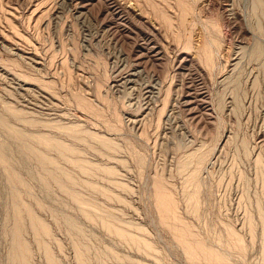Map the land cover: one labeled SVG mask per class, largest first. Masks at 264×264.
Wrapping results in <instances>:
<instances>
[{
  "label": "rangeland",
  "instance_id": "rangeland-1",
  "mask_svg": "<svg viewBox=\"0 0 264 264\" xmlns=\"http://www.w3.org/2000/svg\"><path fill=\"white\" fill-rule=\"evenodd\" d=\"M11 129L74 146L88 171L24 136L66 181ZM0 146V264L21 242L29 264H51L46 249L82 264L75 243L85 264H201L164 222L177 214L230 264H264V0H0Z\"/></svg>",
  "mask_w": 264,
  "mask_h": 264
},
{
  "label": "bare ground",
  "instance_id": "bare-ground-1",
  "mask_svg": "<svg viewBox=\"0 0 264 264\" xmlns=\"http://www.w3.org/2000/svg\"><path fill=\"white\" fill-rule=\"evenodd\" d=\"M30 123H32V122H30ZM8 129H10V127ZM11 130H12V132L13 131L15 132L16 135L14 134V136L18 137L17 139L21 138L20 140H23V139L26 138V139L34 141L35 143L37 142L38 145L40 144V145L45 146L48 149L50 148V149L56 150L57 152H59V154L65 156V158H66V156H70V158H67V159H69L71 164H73L74 166L79 168L80 171H82V173H85V172L88 171V167H89L90 164L87 165L88 163H85V161H83V159L79 158V156L76 155L77 152L79 153V151H77V148H74V146L71 147L68 144L66 145V144L62 143L61 141H59L58 139L46 136L47 134L43 135L41 133H39V134L35 133V135H33V133L32 134L28 133V135L29 134H31V135L27 136L26 135L27 133L23 132V134H25V135L21 134L22 133L21 130H20L21 133L19 131H17L18 129L17 130L11 129ZM64 130L67 132V134H70V135H73V136H75L74 132L77 133V129H75V127L73 128L72 126L71 127L68 126L67 128H64ZM79 132H81V131H79ZM87 134H85V135H87ZM24 136H27V137L24 138ZM89 136H91V133H90ZM94 137H95V135H94ZM23 141L27 142V140H23ZM103 141L106 144L107 143L111 144L110 141L107 140V139H103ZM23 144H24L23 147L27 151L31 152L35 156V158L37 159V161L40 164H42L43 166L44 165L56 166V168H57L56 170H58L60 172V174L63 175L64 178H66V181H69V182L70 181L72 182L73 180L75 181V179L72 180V177L70 176L68 171H66L63 168H60V167H58L56 165V162H55L54 158H52L49 155L45 154V152H42V151L36 149L37 147L36 148L33 147V145H30L28 142H27V144L26 143H23ZM25 149H24V151H25ZM4 152H3V148L0 146V159L1 160H4L6 158V157H4ZM195 152L196 151L191 152L188 155L186 154L187 156H185L183 158V162L181 164L182 168H183V167H185V165H187L186 162H188L189 160L193 161V159H196L194 157H198L197 162L200 163V164L192 171V173H191L192 178H195L197 176V174L199 172V169H200L201 162L205 158V152H203L201 154H198V156L195 154ZM197 152H199V151H197ZM92 167H97V166H92ZM44 168H45V166H44ZM97 168H99V167H97ZM101 169L105 170V171L114 170V169H112L110 167H101ZM49 172H50V170H49ZM7 175H8V178L10 179V182H13V183H16V184H20V185L22 184L21 181H20L21 179L18 178V176L15 173V171L11 167H8V165H7ZM196 178H195V180H196ZM63 182L64 181H61L58 178L56 180V183H57L58 187L59 188H63V190H65L64 187L66 188L68 185L65 186L63 184ZM159 183L156 182V201H157V204L161 208L165 207L164 209L161 210V213H163V212L167 211L168 206H170V203H171L172 200H171V197L169 196V198H168L165 195L164 192H163V194L160 193V191H161V189H160L161 188V183L160 184ZM198 183L196 182V184H198ZM23 185H24V183H23ZM63 185H64V187H63ZM88 185H90V184H88ZM90 186L93 187V188L95 187V185L93 186V183ZM65 191H67V190H65ZM67 193L68 194L70 193V195L73 197V199L79 205H82L84 203L83 202L84 200L82 201V199L80 198L79 195H77V193L69 192V191ZM18 195L19 194H17V190L16 191L14 190V192H13V196L15 197L14 199H18ZM188 200L189 201L192 200L191 194H190V197L188 198ZM29 206H27L25 204H19L18 201H16V203L14 204V211L16 212L17 215H19V213L22 210H26V211L30 212V216H31V219H30L31 223L30 224L31 225L33 224L34 226L41 227V231L43 233H45V234H48L50 232V229L48 228L46 223L43 222L37 215H35L32 212V208L29 207ZM170 212H171V210H170ZM85 215H86V217H89V218L91 217V215L89 213H87L86 211H85ZM251 217L252 216L247 215L246 218H245L246 222L248 223L249 226L251 225V223H253ZM262 218L264 219V217H262ZM164 222L167 223L172 228V231H173L176 239L180 242V244H181V246H182V248L184 250V253L186 254V258L188 257V259H192L194 262H196V261H198V263L201 262V264H230L225 256H223L222 254L218 253L216 250L211 249L208 246L202 244L200 242V240L196 239L197 238L196 237L197 234H195L194 232L191 231L189 223H187V221H185L184 218H182L179 214L175 215L172 221L164 220ZM172 222H176L177 224L172 223ZM103 223H104V225L109 226V223L106 220H104ZM14 229H15L14 235L15 236L19 235L18 232L21 229V224L19 222L15 223L14 224ZM232 231L229 230V235H234V232H232ZM115 232L118 233V234H122V232L120 230H118V229H115ZM127 235L134 242H139L141 244V247H138V248H140V249L141 248H143V249H151L150 243H148L146 240H139L138 238H136L134 236H131L129 234H127ZM235 238H236V244H239L237 246H239L240 249H241L242 248V243H241L240 237L239 236H235ZM19 245H20V247H21V249L23 251V254H21L19 256H16L15 253L12 251L11 258H10L11 259L10 264H29L28 263V257L26 255V253L28 252L27 244L25 242H21V243H19ZM46 251H47V257L50 260V263L51 264H55V262L52 260V256L50 255V253L48 252L47 249H46ZM75 254H76V258H77L78 262H82V264H85V262H84L85 253H84V251L81 250V248L79 247V245L77 243H75ZM138 264H145V263L144 262H139Z\"/></svg>",
  "mask_w": 264,
  "mask_h": 264
}]
</instances>
